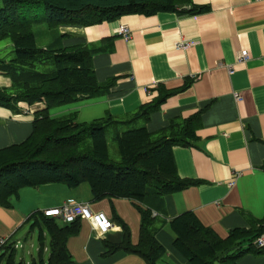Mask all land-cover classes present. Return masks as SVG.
Masks as SVG:
<instances>
[{"label":"crops","instance_id":"obj_1","mask_svg":"<svg viewBox=\"0 0 264 264\" xmlns=\"http://www.w3.org/2000/svg\"><path fill=\"white\" fill-rule=\"evenodd\" d=\"M188 2L207 9L190 14L177 7L175 11L129 14L89 26L60 25L57 30L63 36L55 44L97 49L92 56L96 78L110 86L101 96L54 108L52 116L75 112L78 122L110 116L123 122L119 128L136 119L142 105L167 95L149 120L143 119L144 126L156 133L172 119L200 112L192 143L172 148L178 175L196 183L145 200L155 215V238L165 251L159 259L163 264H190L173 246L169 220L177 214L191 210L221 236L234 228L248 229L254 219L264 217V0ZM121 24L129 27L127 38L118 34ZM186 40L194 44L175 48L177 42ZM241 50H247L249 57L236 61ZM2 83L10 87L11 80L0 72ZM235 92L241 99L234 98ZM43 107L41 102H18L16 109L0 106V148L23 141L31 132L35 111ZM60 184L23 187L10 207L0 206V237L8 238L13 247L12 236L33 212L75 198L93 210L108 215L112 211L110 220L115 228L106 240L121 239L122 220L131 230V242H137L140 216L131 200L78 198L76 189L86 191L81 185L73 191L65 186L59 197L41 198L43 186L52 193ZM130 217L134 227H130ZM78 220L79 231L66 244L72 257L68 264H142L137 254L124 250L102 256L103 239L86 220ZM33 230L23 238L28 243L26 249L16 248L22 250L17 261L28 262L40 252V241L32 239ZM41 244L44 256L48 252L45 239ZM237 264H264V251L246 253Z\"/></svg>","mask_w":264,"mask_h":264},{"label":"trees","instance_id":"obj_2","mask_svg":"<svg viewBox=\"0 0 264 264\" xmlns=\"http://www.w3.org/2000/svg\"><path fill=\"white\" fill-rule=\"evenodd\" d=\"M188 1L1 0L0 40L11 41L14 56L8 62L0 61V72L11 80L10 87H0V106L16 109L18 102L28 105L41 102L44 107L35 111L31 132L23 141L0 148V206L10 207L12 199L26 186L60 182L76 188L88 183L92 200L126 198L132 201L140 216L137 242H131L129 226L119 220L121 239L114 242L104 238L102 256L124 250L141 256L147 264H158L165 251L155 238V215L145 200L147 196L162 197L196 183L178 175L172 148L192 143L200 112L188 118L172 119L156 133L146 126L116 132L120 159L110 160L105 128L111 124L117 128L123 122L110 116L78 122L75 112L69 117L50 113L54 107L98 97L107 91L110 82H98L92 63L97 49L81 44L56 46L63 36L61 33L41 48L36 44L32 26L40 22L46 23L48 29H57L60 25L89 26L129 14L175 11L177 7L179 12L190 14L207 9L192 6ZM39 9L43 11L41 15L36 12ZM43 54L51 59L53 69H35ZM165 96L142 105L136 114L149 120ZM86 139H90V146L84 148ZM32 218L30 228L39 229L40 252L28 262L17 261L16 250L7 245L0 250V264L71 263L66 244L69 237L78 233L80 221L62 223L44 216L41 211L33 212ZM169 228L174 248L190 264H237L246 253L264 251L253 244L264 228V217L254 219L248 229L234 228L221 236L203 224L193 211L187 210L172 217ZM46 237L48 254L44 257L41 241Z\"/></svg>","mask_w":264,"mask_h":264},{"label":"rangeland","instance_id":"obj_3","mask_svg":"<svg viewBox=\"0 0 264 264\" xmlns=\"http://www.w3.org/2000/svg\"><path fill=\"white\" fill-rule=\"evenodd\" d=\"M1 4L2 3H1V0H0V6H1ZM36 12H37L38 15H41L43 13L42 9H39ZM32 30H33V32H34V34L36 36V44L39 47H41V48H43L46 43H49V42L53 41V39L55 37H59L60 36L59 30H57V29H48L46 23H43V22L33 24ZM12 50H13L12 43H11V41L8 38L0 40V61L4 60L5 62H8V60H10L14 56ZM50 68L51 69L54 68L53 64L51 63V59L48 58V56H46V54L45 55L44 54L41 55L40 56V61L36 62L35 69L37 71H47ZM0 87H8V86H5V84L2 83V84H0ZM61 106H63V105H61ZM54 108H56V107H54ZM54 108H52L50 110L51 113H53V111H54L53 109ZM73 115H74L73 112L65 114V116H67V117L73 116ZM74 117H76V114L74 115ZM115 125L116 124H111V125H109V126H107L105 128V135H106V140H107L108 154H109L110 160H112V161H118L120 159L118 146H117V143L115 141V134H116V132H118V129H119V132H121V131H124V130H127V129L144 126V120H143V117L138 116L136 119L132 120L130 123H127V125H123L121 127L119 126V128H113V127H115ZM82 146L84 148L89 147L90 146V139H86ZM44 185L46 186L47 184H44ZM60 185L57 186V188L55 190H53L52 193L51 192L48 193L47 192L48 190L45 188V186H43V188L41 190V198H43V196L44 197L45 196L49 197L50 195L52 197H59L60 195L64 194L66 185L64 183H62ZM66 187H67L68 191H70V190L73 191V189H74V188H70L68 186H66ZM80 187H82V189H85L86 191L83 192V193H80L78 191V189H76L75 191H77V195L76 194L75 195L78 196V198L91 196L88 183L84 182L83 184H81ZM101 200H96V201L99 202ZM111 213H112V211L110 212V215H108L106 213L109 219L112 218V214L113 213L112 214ZM132 219H133V217H130V221H131L130 222L131 223L130 227H134ZM33 220H34L33 218L30 219L27 223L24 224V226L22 228L18 229L17 232L12 236L13 242L14 243L19 242V244H21V246L23 247L22 248L23 250H25L26 246L28 245V243L25 240H23V238H24V236L26 234L29 233L30 224L33 222ZM38 232H39L38 227H34V230H33V232L31 234H32V239H34L35 241L38 240V238H37ZM130 232H131V230H130ZM109 241H113V239L111 238V239H109ZM45 242L46 243L48 242V238L47 237L45 238ZM33 243H35V242H33ZM21 252H22L21 248L16 249V254L15 255H16V259L17 260H18V258L20 256ZM33 253H34V255H36V253L34 251H33ZM47 254H48V252H45L44 253V257H47ZM137 256L141 259L140 261H141L142 264H147V262L141 256H139V255H137ZM166 262H168V261H166ZM157 263L158 264H163V262H161L159 259H158ZM119 264H126V263H119ZM216 264H221V263H216Z\"/></svg>","mask_w":264,"mask_h":264},{"label":"built area","instance_id":"obj_4","mask_svg":"<svg viewBox=\"0 0 264 264\" xmlns=\"http://www.w3.org/2000/svg\"><path fill=\"white\" fill-rule=\"evenodd\" d=\"M118 34L122 35L123 37L127 38L130 34L129 27L127 25L121 24L118 29ZM194 44L191 40L186 41H179L175 44L176 49H187ZM249 57L247 50H241L236 55V61H244ZM231 72V70H229ZM234 98L236 100L241 99V95L239 92H235ZM238 172L234 173L236 176ZM230 184H233L230 181ZM44 216L47 217H54L58 221L62 223H70L77 219L86 220L91 228L96 232L97 237L99 239L106 238L108 232H110L114 227L112 221L108 218L107 214L100 210H93L87 202L79 201L75 198H67L61 205L53 206L44 209L41 211ZM253 244L257 248H264V228L262 232L255 237ZM9 245L8 238L0 237V250L3 247ZM21 247L19 242L15 243L13 248Z\"/></svg>","mask_w":264,"mask_h":264}]
</instances>
